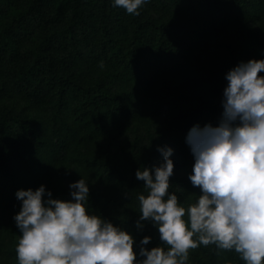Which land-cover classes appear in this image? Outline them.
<instances>
[{"label":"trees","instance_id":"trees-1","mask_svg":"<svg viewBox=\"0 0 264 264\" xmlns=\"http://www.w3.org/2000/svg\"><path fill=\"white\" fill-rule=\"evenodd\" d=\"M145 4L163 13L157 17L145 13L142 5L140 15H132L113 6L112 0H0V99L15 90L49 111L47 118H41L11 106L0 109V256L14 259L11 264H18L16 245L21 234L13 220L21 205L16 191L43 184L53 199L67 200L64 182L81 178L89 184L95 206L86 210L98 211L129 233L136 231L135 252L145 235L152 237L146 245L149 250L163 245L151 222L143 221L142 229L136 226L138 194H146L143 186L96 141L116 139L142 112L133 91L119 92L114 86L132 81L137 90L151 93L144 112L152 118L179 109L176 126L187 134L196 124L202 127L204 115L217 125L222 104L201 98L191 110L180 111L181 105L198 98L179 92L166 78L183 71L190 52L208 44L209 33L215 37L231 28L254 58L264 59V38L251 26L264 20V0H146ZM175 13L185 17L175 18ZM227 53L225 64L230 70L240 57L228 43ZM90 58L103 63L101 77L77 74L76 65ZM207 74L191 81H209L223 95L215 72L210 69ZM130 147L138 145L134 142ZM139 162L132 156V171ZM84 171L117 192L127 190L126 202L118 201L116 191L93 188ZM229 252V264H245L237 252ZM216 253L215 245H200L190 249L192 260L187 264H223Z\"/></svg>","mask_w":264,"mask_h":264},{"label":"clouds","instance_id":"clouds-1","mask_svg":"<svg viewBox=\"0 0 264 264\" xmlns=\"http://www.w3.org/2000/svg\"><path fill=\"white\" fill-rule=\"evenodd\" d=\"M146 0H112L140 15ZM101 67L103 63L101 62ZM264 59L240 61L225 73L222 114L217 125H194L185 142L194 157L188 179L200 195L187 207L169 192L173 149L157 146L159 165L138 168L145 193L136 226L151 222L163 245L150 250L143 236L138 253L134 237L122 227L86 210L89 184L81 178L68 187L72 199H53L41 184L19 189L13 220L20 230L18 264H187L189 250L215 245L234 250L245 264H264ZM137 256L140 258L138 259Z\"/></svg>","mask_w":264,"mask_h":264},{"label":"rangeland","instance_id":"rangeland-1","mask_svg":"<svg viewBox=\"0 0 264 264\" xmlns=\"http://www.w3.org/2000/svg\"><path fill=\"white\" fill-rule=\"evenodd\" d=\"M142 10L145 11V13L153 14L156 17L163 13L161 10L151 9L149 6H146V4L143 5ZM174 16L175 18L185 17L184 14L179 13H175ZM251 26L264 38V20L253 21ZM208 35V44L202 46L197 51L193 50L190 52L189 59L185 64L183 71L179 75H170L166 78L167 82L174 86L179 92L185 93L195 99L198 98L197 100L190 99L188 104L184 103L181 105L180 111L191 110L200 102L199 99L201 98L213 105L221 103L223 95L221 92L214 89L213 84L209 81H203L201 82L202 84L195 83L191 81V78L201 77L205 79L208 75V71L211 69L217 75L215 79L218 85L224 89L227 84L225 73L229 71L227 64H225L228 58L227 43L235 48V54L240 57V61L247 62L249 59H256L253 56L254 54L247 51V49L239 43L236 36L233 35L231 28L220 31L215 37L214 33L211 35L209 33ZM121 36V34L117 35L118 38ZM75 54L77 53L75 52ZM92 55L93 54H90L89 57ZM100 65L101 64L98 63V60L94 58H90L88 61L82 60L76 65L78 67L77 74L83 75L86 79L99 78L104 71V67H101ZM258 75H264V72L258 73ZM113 89H117L119 92L133 91L134 96L137 95L135 97L136 105L142 112L135 116L136 118L132 119L131 126L126 128L122 135H116V139L98 138L96 141L99 147H107L109 156L119 159L120 162L123 163L126 173L133 174V178L131 179L138 180L143 188L144 181L137 179L135 175L137 169L142 167L151 168L154 164L158 166L162 160V154L158 151L157 146L163 147L166 145L171 147L174 150L171 156V159H173L174 162V169L173 175L169 178V192H175L178 196L179 202L182 203L184 201L183 205L185 207H187L189 203L195 202L197 196L201 193L199 186L194 187L188 179L194 163V157L189 146L185 142L187 134H183L176 126L179 109L157 118H152L147 112H144V106L152 100L151 93L137 90L132 81H128V83H117ZM8 106L14 107L17 111H20L27 116L34 115L41 118H47L49 115V111L44 105H38L36 102L25 100L23 96L19 95L15 90L8 92L5 97L0 99V109ZM211 119V116L204 115L202 127L206 123H211ZM134 142L138 145L137 149H132L130 147ZM89 148L97 150L95 145H91ZM132 156L139 157L140 161L136 169L133 171L132 165L130 164ZM84 177L91 182L93 188H98L100 191H116L112 189L109 184L102 182L100 178L91 175L87 171H84ZM64 183L67 186V200L72 199L68 187L71 182L66 181ZM144 190L145 192L147 191L146 189ZM115 194L118 196V201L123 203L126 202L129 197L127 195V190L116 191ZM90 206L95 209V206H93L89 197V200L86 202V208H90ZM93 214L100 215L103 218L98 211L93 212ZM135 233L136 231L133 230L130 234L135 236ZM207 247H210V245ZM199 251L201 255H204L201 250ZM229 253L228 250L217 249L216 256L223 264H229L231 261ZM203 258L206 259V256L204 255ZM189 259L192 260V255L190 254ZM0 260L6 261V264H11L9 261H15L14 259L5 258L4 256H0Z\"/></svg>","mask_w":264,"mask_h":264}]
</instances>
